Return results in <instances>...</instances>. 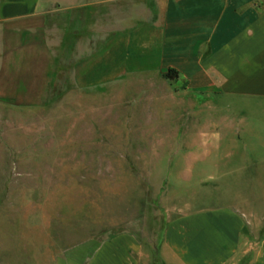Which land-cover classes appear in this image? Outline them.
<instances>
[{
	"label": "rangeland",
	"instance_id": "rangeland-1",
	"mask_svg": "<svg viewBox=\"0 0 264 264\" xmlns=\"http://www.w3.org/2000/svg\"><path fill=\"white\" fill-rule=\"evenodd\" d=\"M124 4L94 30L86 10L60 15L53 4L38 31L0 26V264H53L121 232L149 253L171 217L219 208L220 189L264 194L263 169L219 173L264 156L251 102L224 112L231 132L211 135L202 158L211 127L199 121L216 125L218 112L161 77L153 26Z\"/></svg>",
	"mask_w": 264,
	"mask_h": 264
},
{
	"label": "crops",
	"instance_id": "crops-1",
	"mask_svg": "<svg viewBox=\"0 0 264 264\" xmlns=\"http://www.w3.org/2000/svg\"><path fill=\"white\" fill-rule=\"evenodd\" d=\"M121 1L0 0V26L22 33L38 31L49 23L47 9L53 4L60 15L86 10L81 14L90 16L89 28L94 30L97 15L106 13L109 22ZM124 5L132 15L139 14L136 22L153 26L148 37L156 42L151 53L161 71L175 69L186 84L183 90L200 97V104L208 103L210 115L218 112V125L212 119L199 121L211 127L208 139L202 141V158L215 146L211 135L220 131L227 138L231 132L224 112L233 102L236 106L251 102V110L264 120V0H125ZM260 144L264 149L263 136ZM195 155L188 153L187 159ZM229 155L227 151L223 158ZM220 168L225 175L240 169L255 175L264 171V156L258 154L249 165L239 162L234 169ZM228 189L224 193L220 189L219 208L198 209L165 221L158 244L149 253L136 235L121 232L103 241L81 242L59 254L53 264H264V194L251 200L250 186L242 196ZM248 201L245 214L239 206Z\"/></svg>",
	"mask_w": 264,
	"mask_h": 264
},
{
	"label": "trees",
	"instance_id": "trees-1",
	"mask_svg": "<svg viewBox=\"0 0 264 264\" xmlns=\"http://www.w3.org/2000/svg\"><path fill=\"white\" fill-rule=\"evenodd\" d=\"M161 77L167 82L175 83L179 78V74L175 69L168 68L165 72L161 73Z\"/></svg>",
	"mask_w": 264,
	"mask_h": 264
}]
</instances>
